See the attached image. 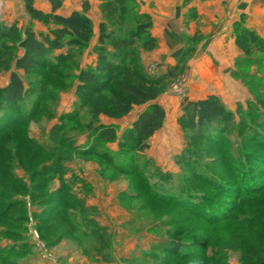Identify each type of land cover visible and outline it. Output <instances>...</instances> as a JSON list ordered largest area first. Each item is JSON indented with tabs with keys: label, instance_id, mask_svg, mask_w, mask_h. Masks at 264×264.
<instances>
[{
	"label": "rangeland",
	"instance_id": "obj_1",
	"mask_svg": "<svg viewBox=\"0 0 264 264\" xmlns=\"http://www.w3.org/2000/svg\"><path fill=\"white\" fill-rule=\"evenodd\" d=\"M135 2L139 11L149 8L160 16L156 0ZM190 2L183 18L170 26L152 17L157 47L137 49L132 59L150 77L167 80L156 100L165 119L143 151L122 143L142 106L121 118L101 115L86 127L89 109L75 94L76 76L80 68L94 64L95 39L68 51V61L59 69H40L29 77L17 71L26 85L43 88L44 96L26 103L30 121L0 137V164L8 162L0 165V191L13 199L24 194L27 210L23 230L19 222L0 218V253L6 254L0 264H21L31 256L30 251L20 256L15 231L4 235L10 228L22 232L23 239L34 238L43 258L52 255L50 247L65 241L73 248L74 262L86 257L101 264H264V52L245 57L233 36L234 22L243 14L245 26L264 38V0H183ZM5 3L0 0V22L39 31L25 20L22 3L15 2L12 9ZM9 46L0 48V86L21 52L15 44ZM211 100L221 105L223 119L204 117L202 103ZM98 124L114 126V143L95 142L92 130ZM90 147L93 153H78ZM117 164L131 172L119 171ZM21 184L32 190L34 199L21 192ZM93 187L97 200L92 203L103 213L101 223L90 218L91 224H81L77 231L79 218L50 217L47 245L36 229L33 213L43 205L36 202L48 198L54 204L66 190L81 200L73 207L81 212L88 196H94ZM59 189L64 192L55 193ZM0 195L1 211L10 199L2 191ZM92 209L93 216L97 208ZM223 216L227 219L219 223L213 219ZM93 224L102 231L94 232ZM6 240L12 245L4 247Z\"/></svg>",
	"mask_w": 264,
	"mask_h": 264
},
{
	"label": "trees",
	"instance_id": "obj_2",
	"mask_svg": "<svg viewBox=\"0 0 264 264\" xmlns=\"http://www.w3.org/2000/svg\"><path fill=\"white\" fill-rule=\"evenodd\" d=\"M34 1L23 0L24 9L31 20L48 26L47 31L36 32L31 26L20 29L15 23L8 25L0 22V48L8 49L10 44H15L16 48L21 50L20 54L13 58L14 71L10 72L8 81L0 86V137L10 127L19 125L23 121H30L32 115L26 103L34 104L44 96L43 91H40L43 88L37 90L26 85L17 71H21L24 77H29L40 69H59L67 63L68 51L85 48L93 36L92 22L84 14L76 10L68 15L56 12L61 8L63 0H47L50 4L49 12L35 8ZM98 9L101 21L98 25L96 57L93 65H86L78 70L75 94L78 101L89 109L90 121L86 123V127H90L91 123L97 121L101 115L109 118H121L128 114L133 107L142 106L143 109L125 129L122 143L129 144L137 151H143L149 146L148 139L161 128L165 119V110L156 100L167 80L164 76L150 77L140 70L132 60L137 49L149 52L157 47V40L151 33L152 17L148 13L139 11L135 0H99ZM244 22L243 14L240 19L234 22V44L245 57L252 56L254 52H264V38L245 26ZM176 69V66L170 69L166 77L173 75L172 73ZM202 108L204 117L208 119L219 121L224 117L225 112L216 100L202 103ZM92 131L96 143L110 144L117 139L114 126L109 124L94 125ZM53 137L58 138V134ZM73 151L78 150L74 148ZM91 152L93 153L92 147L89 150L80 149L78 153L87 155ZM98 154L103 155L100 150H98ZM0 165L7 167L8 162L4 161ZM116 167L119 171L131 172V169L126 165L117 164ZM12 176L14 179H18L13 173ZM20 187L21 192L30 194L34 199L33 194L31 195L32 190H27L22 184ZM1 191L7 198L9 197L10 202L0 211V218L11 221L13 225H18L17 222H19V229L23 230L27 219L24 194L13 199L12 194L4 190ZM63 192L64 190L59 189L55 193ZM157 198L163 201L162 197ZM47 200L48 198H43L37 201L36 204L43 205L40 211L33 213L37 221L36 229L39 237L47 245L50 242L46 240L45 231L46 228L48 229V224L53 222H47L50 217L58 218L68 215L75 219L79 218L74 222L77 231L81 224L85 228L91 224L89 219L92 218L90 213L93 209L85 206L81 212L75 211L73 207L81 200L68 194L66 190L64 196L57 198L54 204ZM2 203L1 201L0 204ZM10 209L14 212L11 211L8 214ZM5 215L7 216L5 217ZM213 219L219 223V221L227 219V216ZM214 221L213 223H215ZM93 225L94 232L102 231L98 224ZM9 230L10 232H8ZM9 230L4 232V235H11L15 231L16 240L23 238L22 232L12 228ZM82 233L84 234L85 231ZM23 243L27 244L24 241ZM26 252L22 249L20 256ZM2 253L4 254L0 253V258L6 255L5 252ZM5 264L15 263L13 260L10 262L7 260Z\"/></svg>",
	"mask_w": 264,
	"mask_h": 264
},
{
	"label": "crops",
	"instance_id": "obj_3",
	"mask_svg": "<svg viewBox=\"0 0 264 264\" xmlns=\"http://www.w3.org/2000/svg\"><path fill=\"white\" fill-rule=\"evenodd\" d=\"M5 1H6L5 4L9 9H12L11 7H14L15 2L19 3V4H21V3L23 4V0H5ZM141 1H144V0H141ZM156 1L158 3L159 12L161 13L160 16H156L154 13H152L150 11L151 9H149V8L142 7V8H140V10L142 12L150 14L151 17H153L155 19L159 18L160 20H162V22L164 21L165 25L168 24V26H170L172 21H175L176 18H177V20L182 19L183 18L182 14L185 13V11L189 10V8L193 5L191 2L184 4L183 0H159V1L156 0ZM98 4H99V0H63V4H62L61 8H59L56 12L58 14H61V15H68L70 12L76 10V11L84 14L85 16H87L92 22L93 36L91 39H95L97 42L98 25H99V22L101 21V14H100L99 9H98ZM34 7L37 9H40L44 12L50 11V4L47 0H35L34 1ZM177 11L180 12L179 16L176 15ZM207 13L211 14L210 15L211 17H215V14H214L215 12H213V13L207 12ZM25 20L27 22L31 21L33 23V27H37L39 29V31H43L42 30L43 28H39V26L43 27L45 25H43L42 23H40L36 20H31L27 13L25 14ZM152 28H151V33L155 37V35L152 32ZM161 59L163 61V57ZM135 107H141V106H135ZM142 109H143V107L140 109V111ZM92 194H94V196H92V195L88 196V198L85 202L87 203V206L92 207V208L93 207L97 208V211L95 209V214H93L92 218H94L96 220V222H99V224H100L101 222L98 219H100L99 217L101 215H103V213H101L97 204L92 203L93 201L97 200V193H96L94 187H93V193ZM30 238L31 237H29V236L24 238V239L22 238L21 240H17V242L14 244V245H16V247H20V249H24L27 252H29V251L31 252V254L28 253L29 255H31L30 258H28V260L26 262H21V264H27V263L28 264H56L57 261H58V264H74V263H77V264H101L96 260L93 261V260L86 258V257H85V260L79 259L77 262L72 261L71 256L73 255V248L70 246V244H65V241H61V243L58 246L50 247L48 249L49 252L52 253V255L54 254L53 256H54L55 261H53V259H51L52 255L50 257L48 256V258L47 257L43 258V254L42 255L39 254V247L36 245L38 243L34 240V238H32V239H30ZM26 239L28 241H31V242H27V244H23V241H26ZM11 245L12 244L8 240H6L5 244H3L4 247H9ZM37 247H38V249H37Z\"/></svg>",
	"mask_w": 264,
	"mask_h": 264
}]
</instances>
